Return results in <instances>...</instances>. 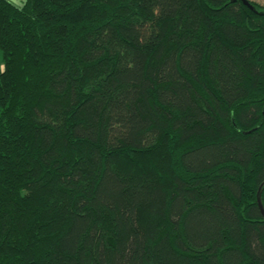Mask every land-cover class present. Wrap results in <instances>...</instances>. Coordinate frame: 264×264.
I'll list each match as a JSON object with an SVG mask.
<instances>
[{
    "label": "trees",
    "instance_id": "trees-1",
    "mask_svg": "<svg viewBox=\"0 0 264 264\" xmlns=\"http://www.w3.org/2000/svg\"><path fill=\"white\" fill-rule=\"evenodd\" d=\"M0 0V264H264V8Z\"/></svg>",
    "mask_w": 264,
    "mask_h": 264
},
{
    "label": "water",
    "instance_id": "water-1",
    "mask_svg": "<svg viewBox=\"0 0 264 264\" xmlns=\"http://www.w3.org/2000/svg\"><path fill=\"white\" fill-rule=\"evenodd\" d=\"M241 2L244 5H246L247 7H249L251 10H255V6H253V4L249 0H241ZM257 203H258V207L260 208V211H261V213H262V215L264 217V207H263L262 201H261V193H260V190H259V194H258Z\"/></svg>",
    "mask_w": 264,
    "mask_h": 264
},
{
    "label": "rangeland",
    "instance_id": "rangeland-1",
    "mask_svg": "<svg viewBox=\"0 0 264 264\" xmlns=\"http://www.w3.org/2000/svg\"><path fill=\"white\" fill-rule=\"evenodd\" d=\"M251 3L256 4L259 7L264 8V0H249Z\"/></svg>",
    "mask_w": 264,
    "mask_h": 264
}]
</instances>
